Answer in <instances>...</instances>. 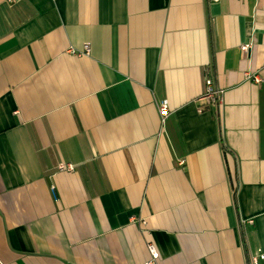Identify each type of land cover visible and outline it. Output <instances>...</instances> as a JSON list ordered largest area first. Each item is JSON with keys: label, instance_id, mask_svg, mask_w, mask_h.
I'll list each match as a JSON object with an SVG mask.
<instances>
[{"label": "crops", "instance_id": "crops-1", "mask_svg": "<svg viewBox=\"0 0 264 264\" xmlns=\"http://www.w3.org/2000/svg\"><path fill=\"white\" fill-rule=\"evenodd\" d=\"M210 69L223 102L200 112ZM247 73L264 80V0H0V264L264 255Z\"/></svg>", "mask_w": 264, "mask_h": 264}, {"label": "built area", "instance_id": "built-area-1", "mask_svg": "<svg viewBox=\"0 0 264 264\" xmlns=\"http://www.w3.org/2000/svg\"><path fill=\"white\" fill-rule=\"evenodd\" d=\"M211 3H217L220 0H209ZM8 2L13 3L14 0H8ZM242 49L244 51H247L249 49V46H243ZM91 53V48L89 45L84 46V50L81 53L75 52V54L79 55H89ZM247 79L252 81L253 83L260 85L263 83V78L260 73H247ZM201 106L199 107L200 112L206 111L211 106L220 105L223 102V91L220 89L215 81L214 72L210 69L207 71L206 76V89L205 93L200 98ZM170 115V107L168 103H163L160 106V116L162 118V122L165 123L166 119ZM59 170L61 171H73L74 167L71 165H61L59 166ZM52 195L54 196V199H58V194L55 190V188L52 189ZM254 222L252 220L249 221H241V226H245L246 224H253ZM144 224V223H143ZM148 251L151 255V261L146 264H158L159 259V251L155 244L150 243L148 244ZM261 260H264V255L259 254L255 257H252L251 264H259Z\"/></svg>", "mask_w": 264, "mask_h": 264}]
</instances>
